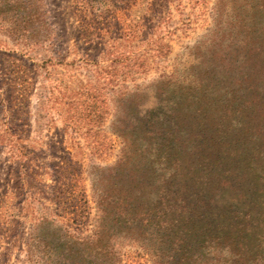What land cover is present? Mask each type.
<instances>
[{
    "label": "trees",
    "instance_id": "trees-1",
    "mask_svg": "<svg viewBox=\"0 0 264 264\" xmlns=\"http://www.w3.org/2000/svg\"><path fill=\"white\" fill-rule=\"evenodd\" d=\"M229 1L224 17L214 7L212 60L167 83L161 91L171 99L167 108L141 114L146 87L117 95L107 90L108 129L122 146L112 165L89 172L93 213L87 235L53 213L64 208L74 217L85 215L75 194L80 169L37 166L34 146L52 151L61 141L31 139L19 129L29 127L35 77L22 79L21 87L11 77L0 83V145L12 181L4 198L34 212L19 264H125V245L139 247L152 264H264V0ZM47 15L41 0H0V34L36 61L33 47L50 38ZM37 61L45 67L54 59ZM53 94L51 88L37 101L48 123ZM87 97L88 104L97 101L92 93ZM87 106L90 122L101 118ZM47 170L55 205L29 195L31 188L40 190L39 174Z\"/></svg>",
    "mask_w": 264,
    "mask_h": 264
},
{
    "label": "rangeland",
    "instance_id": "rangeland-1",
    "mask_svg": "<svg viewBox=\"0 0 264 264\" xmlns=\"http://www.w3.org/2000/svg\"><path fill=\"white\" fill-rule=\"evenodd\" d=\"M41 1L48 12L47 26L50 30V38L45 43L52 46L41 43L34 46L33 51L37 60L46 55L53 57L54 61L41 67L37 60L30 61L23 55L25 50L22 47L13 45L0 34V83L7 82L11 77L14 84L21 87L17 83H21L22 79L35 77L28 104L29 127L19 126V129L26 130L27 137L31 139L39 137L45 140L49 135L54 141H61L52 151L46 150L43 145L34 146L33 158L37 166L45 169V165L68 163L80 169L75 194L78 205L85 207V215L74 217L70 210L64 208L53 210V213L72 231L87 235L93 213L89 172L93 174L97 167L112 165L122 146L120 138L108 129L112 104L107 90L117 95L119 92L133 91L135 87H146L139 98L141 114L167 108L171 99H167L161 91L168 88L167 83L171 79L175 81L179 76L201 67L204 59L212 60L208 53L212 41L211 35L210 38L208 35L213 29L214 7L222 11L224 17L225 13L230 12L231 2ZM214 36L216 33L212 38ZM8 56L11 58L8 59ZM56 59L63 63H57ZM6 68L10 74H6ZM161 80L163 83L157 84ZM101 87H105L106 91ZM51 88L54 91L52 96L57 100L52 102L54 108L48 111L47 115L52 121L48 123V118L37 110V101L39 96L48 95ZM90 93L97 98L94 104L87 103ZM63 95H67V99ZM19 99L16 104L20 103ZM87 105L94 106L101 118L90 122V116H86L90 110ZM1 108L0 131L3 128ZM19 113L21 121L23 109ZM93 123L95 127H92ZM3 150L4 146L0 145V264H19L34 212L31 209L20 211V206L14 201L4 198L6 188L12 185V181H9L7 174L9 163L5 158L6 149ZM39 177L40 190L31 188L29 195L39 199L46 197L51 199L45 200L46 203L55 205L49 170L47 173L42 171ZM86 206L90 209L86 210ZM19 212L25 216H18ZM121 257L125 264H152L135 245L123 246Z\"/></svg>",
    "mask_w": 264,
    "mask_h": 264
}]
</instances>
